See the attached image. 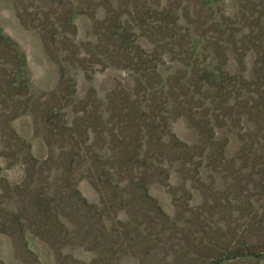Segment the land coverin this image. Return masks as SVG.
<instances>
[{"label": "rangeland", "instance_id": "rangeland-1", "mask_svg": "<svg viewBox=\"0 0 264 264\" xmlns=\"http://www.w3.org/2000/svg\"><path fill=\"white\" fill-rule=\"evenodd\" d=\"M0 264H264V0H0Z\"/></svg>", "mask_w": 264, "mask_h": 264}, {"label": "trees", "instance_id": "trees-1", "mask_svg": "<svg viewBox=\"0 0 264 264\" xmlns=\"http://www.w3.org/2000/svg\"><path fill=\"white\" fill-rule=\"evenodd\" d=\"M250 250H251V248H249V247L246 246V251H250ZM246 254H247V253H246Z\"/></svg>", "mask_w": 264, "mask_h": 264}]
</instances>
